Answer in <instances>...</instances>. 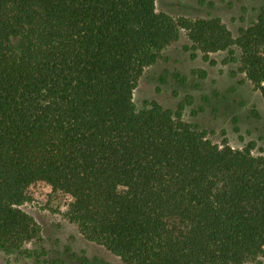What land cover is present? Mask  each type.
Returning <instances> with one entry per match:
<instances>
[{
	"label": "trees",
	"instance_id": "trees-1",
	"mask_svg": "<svg viewBox=\"0 0 264 264\" xmlns=\"http://www.w3.org/2000/svg\"><path fill=\"white\" fill-rule=\"evenodd\" d=\"M156 2L0 0L1 251L30 253L39 230L22 207L45 187L123 264L264 261V156L211 142L156 101L133 104L181 33L204 59L227 52L264 99V7L233 36Z\"/></svg>",
	"mask_w": 264,
	"mask_h": 264
},
{
	"label": "rangeland",
	"instance_id": "rangeland-1",
	"mask_svg": "<svg viewBox=\"0 0 264 264\" xmlns=\"http://www.w3.org/2000/svg\"><path fill=\"white\" fill-rule=\"evenodd\" d=\"M264 0H157V12L174 18H218L237 36L254 22ZM234 56L238 57L234 49ZM227 52L206 59L187 41L179 40L145 69L133 94L136 110L156 101L180 112L183 121L206 134L215 144L224 141L234 149L252 145L264 156V99L244 80L239 64ZM49 190H36L22 209L33 217L39 233L27 244V255L0 250V264H123L102 246L88 242L77 226L68 222L61 204L50 202ZM250 264H264V261Z\"/></svg>",
	"mask_w": 264,
	"mask_h": 264
}]
</instances>
